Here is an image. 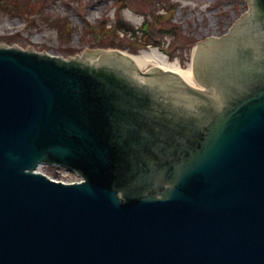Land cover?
<instances>
[{"label": "water", "instance_id": "obj_1", "mask_svg": "<svg viewBox=\"0 0 264 264\" xmlns=\"http://www.w3.org/2000/svg\"><path fill=\"white\" fill-rule=\"evenodd\" d=\"M248 1L194 55L204 90L120 51L0 47V264H264V0Z\"/></svg>", "mask_w": 264, "mask_h": 264}, {"label": "rangeland", "instance_id": "obj_2", "mask_svg": "<svg viewBox=\"0 0 264 264\" xmlns=\"http://www.w3.org/2000/svg\"><path fill=\"white\" fill-rule=\"evenodd\" d=\"M39 1L40 12L30 25L25 3L33 0H0V23L5 24V28L0 26V45L64 58L92 48L139 54L159 47L169 62L179 61L184 69L193 63L201 41L225 33L248 8L247 0H122L124 5L118 4L120 0ZM89 23L99 27L97 38L86 36ZM54 169L52 175L71 179V174L63 176Z\"/></svg>", "mask_w": 264, "mask_h": 264}, {"label": "bare ground", "instance_id": "obj_3", "mask_svg": "<svg viewBox=\"0 0 264 264\" xmlns=\"http://www.w3.org/2000/svg\"><path fill=\"white\" fill-rule=\"evenodd\" d=\"M9 22H11V20ZM0 26L5 28L4 23H0ZM19 26L20 25H18L17 27ZM122 55L133 58L141 66V68H145L150 64H153L154 66L159 65L167 70L168 69L173 70L174 72L181 75L186 81L190 83L194 81L193 64H191L188 69H184L182 65L179 63V61L169 62L168 56L165 53H163L159 48H154L152 51L143 50L139 54H132L129 53L128 51H123ZM97 57L98 56L90 57V59H94ZM134 75L139 78H143L141 75H139V72H134Z\"/></svg>", "mask_w": 264, "mask_h": 264}]
</instances>
